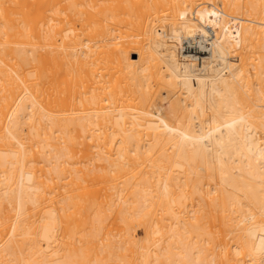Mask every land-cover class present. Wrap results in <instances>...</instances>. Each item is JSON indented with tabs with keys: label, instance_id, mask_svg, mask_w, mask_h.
Segmentation results:
<instances>
[{
	"label": "bare ground",
	"instance_id": "bare-ground-1",
	"mask_svg": "<svg viewBox=\"0 0 264 264\" xmlns=\"http://www.w3.org/2000/svg\"><path fill=\"white\" fill-rule=\"evenodd\" d=\"M0 264H264V0H0Z\"/></svg>",
	"mask_w": 264,
	"mask_h": 264
},
{
	"label": "rangeland",
	"instance_id": "rangeland-1",
	"mask_svg": "<svg viewBox=\"0 0 264 264\" xmlns=\"http://www.w3.org/2000/svg\"><path fill=\"white\" fill-rule=\"evenodd\" d=\"M150 20L153 21V24H154L155 27H157V28L160 29V30H163L164 32L168 31L169 28L172 27V26H174L175 28L179 29L176 20H172V19H170L169 17H166V16L164 15V13H160V11H159L158 14H156L155 16H153L152 19H150ZM193 24H194L195 26H199L197 23H193ZM168 33H169V32H168ZM190 38H191L190 34H188V33L185 32V31H182V32L180 33V39H179V40H173V39H172V40H170V39L167 40V46H168V48H169L171 51H173V53H174L176 59H179V58H180L179 56H180V54L182 53V50H181L182 47H181V46H182V45L185 46V44H182V43H185V42L188 41ZM196 43H197V41H192V42H191V47H193V49L198 48V45H197ZM195 45H196V47H195ZM135 58H136V56H134V55H130V59H133V60H134ZM220 63H221L220 58H218V57H214V58L212 59V63H211V65H210V67L216 66L217 64H220ZM151 86H152V89H155V91L157 92V94H158V93H161V95L159 96L160 98H159V102H158L157 106H158V107L165 108L166 105H167V99H166V96H164V95H165L164 93L167 91L166 93H167L168 96H173V93H175L174 90H173V91H172V90H166V91H165L161 84H156V83H154V82H152ZM66 87H67V88H66ZM66 87H65V90L67 89V90L70 92L71 90L69 89L68 84H67ZM63 92H64V90H63ZM66 92H67V91H65V92L62 94V96L64 97V99H66V98H65V96H66ZM67 94H69V93L67 92ZM68 96H69V95H68ZM79 141H81V140H79ZM77 149H78V148H77ZM78 154H79V152H77V155H78ZM77 155H76L75 157H76V159H77V161H78ZM81 155H82V153H81ZM78 157L80 158L81 156H78ZM81 159H83V158L81 157ZM83 160H85V158H84ZM99 160H100V159H99ZM74 161H75V159H74ZM80 162H81V161H80ZM83 162H84V161H83ZM83 162H82V163H83ZM85 162H86V161H85ZM75 163L79 164V161H78V162H75ZM84 165H87V162H86V164H84ZM84 165H82V167H84ZM77 166H78V165H77ZM80 166H81V164H80ZM88 166H89V168H90V164H89ZM91 166H92V165H91ZM93 166H95L96 168L98 167L99 170H101V172L107 170V163H106L104 160H103V161L95 160ZM78 167H79V166H78ZM98 168H97V169H98ZM136 233H137L138 237L141 236V234H140V233H141L140 230H137ZM139 234H140V235H139Z\"/></svg>",
	"mask_w": 264,
	"mask_h": 264
}]
</instances>
